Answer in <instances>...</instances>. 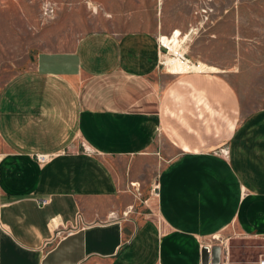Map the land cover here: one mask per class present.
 Segmentation results:
<instances>
[{"label": "crops", "instance_id": "obj_1", "mask_svg": "<svg viewBox=\"0 0 264 264\" xmlns=\"http://www.w3.org/2000/svg\"><path fill=\"white\" fill-rule=\"evenodd\" d=\"M157 33L87 31L0 83V264H220L264 237V109L160 74Z\"/></svg>", "mask_w": 264, "mask_h": 264}, {"label": "rangeland", "instance_id": "obj_2", "mask_svg": "<svg viewBox=\"0 0 264 264\" xmlns=\"http://www.w3.org/2000/svg\"><path fill=\"white\" fill-rule=\"evenodd\" d=\"M139 27L180 31L187 56L217 68L244 116L264 109V0H0V83L84 32ZM231 244L230 260L264 257V237Z\"/></svg>", "mask_w": 264, "mask_h": 264}, {"label": "built area", "instance_id": "obj_3", "mask_svg": "<svg viewBox=\"0 0 264 264\" xmlns=\"http://www.w3.org/2000/svg\"><path fill=\"white\" fill-rule=\"evenodd\" d=\"M175 35V30L172 32V34L170 35H166L168 36L170 39H172ZM181 33L178 34V43L175 46H169L165 43H163L159 37H157V40L159 42V46H160V60H159V64L160 67H164L167 68V70L171 73L172 70L169 69V65L166 64V60L169 59H173L175 61H179L182 65L186 66L187 69L181 71V73L178 74H182V73H190V72H194V71H198V72H205L207 70L205 69H192V65L198 64V61H193L191 60L188 56H187V50L185 48V44H186V40L187 38L184 37H180ZM180 45V47L178 46ZM191 67V68H190ZM174 73V72H173ZM36 160L37 162H39L40 164L46 163L47 161H49L50 159V155L48 154H37L36 155ZM158 183L155 182L152 186V196L153 197H157L158 196ZM0 206H1V192H0ZM220 264H264V257L260 256L257 259L254 260H230L229 254L226 253L225 258L223 259V261Z\"/></svg>", "mask_w": 264, "mask_h": 264}, {"label": "bare ground", "instance_id": "obj_4", "mask_svg": "<svg viewBox=\"0 0 264 264\" xmlns=\"http://www.w3.org/2000/svg\"><path fill=\"white\" fill-rule=\"evenodd\" d=\"M179 33H180V31L175 30V35H174V37L172 39H170L168 36H165L163 34L160 35L159 39L163 43H165V44H167V45L172 47V46H175L178 43L177 41H178V34ZM185 38H187V37L185 36ZM178 46L180 47V45H178ZM165 62H166V64L169 63L171 66L174 64V68L171 69L172 70L171 73H173V72L174 73H181V71L187 69L186 66L182 65L179 61H175L173 59L166 60ZM198 62H199L198 64H195V65L191 66L192 69H205V70H209V71H216L217 70L216 67L208 65L205 62H202V61H198Z\"/></svg>", "mask_w": 264, "mask_h": 264}]
</instances>
